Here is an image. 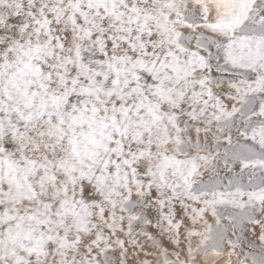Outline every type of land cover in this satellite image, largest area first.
Wrapping results in <instances>:
<instances>
[{"label":"snow or ice","instance_id":"snow-or-ice-1","mask_svg":"<svg viewBox=\"0 0 264 264\" xmlns=\"http://www.w3.org/2000/svg\"><path fill=\"white\" fill-rule=\"evenodd\" d=\"M225 248L264 264V0H0V264Z\"/></svg>","mask_w":264,"mask_h":264},{"label":"rangeland","instance_id":"rangeland-1","mask_svg":"<svg viewBox=\"0 0 264 264\" xmlns=\"http://www.w3.org/2000/svg\"><path fill=\"white\" fill-rule=\"evenodd\" d=\"M209 222L211 223L212 220L211 218L209 219ZM223 224H227V222H222ZM252 239H254V237H250ZM227 251L228 249L225 248V251L223 254H221L220 256L216 257V256H213L211 254V251H209L208 254H202L201 256L197 257V259L201 262V264H207L206 261L203 259L204 257H211V261H210V264H226V262L229 260V257L227 255ZM233 260L235 259V257L232 258Z\"/></svg>","mask_w":264,"mask_h":264},{"label":"bare ground","instance_id":"bare-ground-1","mask_svg":"<svg viewBox=\"0 0 264 264\" xmlns=\"http://www.w3.org/2000/svg\"><path fill=\"white\" fill-rule=\"evenodd\" d=\"M203 259L206 261L207 264H210L211 257H204Z\"/></svg>","mask_w":264,"mask_h":264}]
</instances>
